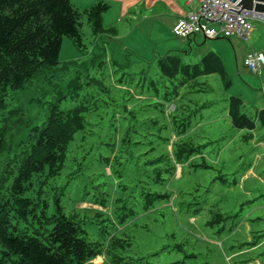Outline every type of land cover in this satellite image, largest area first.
<instances>
[{"label":"rangeland","instance_id":"obj_1","mask_svg":"<svg viewBox=\"0 0 264 264\" xmlns=\"http://www.w3.org/2000/svg\"><path fill=\"white\" fill-rule=\"evenodd\" d=\"M70 1L82 14L85 46L65 37L59 65L0 107V127H10L15 141L27 133L17 119L41 126L54 107L85 108L86 129L60 175L24 195L38 204L43 224L31 218L35 225L20 223L21 231L46 235L63 215L103 251L94 264H264V68L260 77L245 66L249 51H264V20H251L247 41L182 39L173 25L188 0ZM101 2L109 8L96 34L84 11ZM209 53L222 58L230 87L218 74L182 86L180 76L171 81L158 70L167 54L196 65ZM232 97L242 99L254 130L232 125ZM6 161L1 155V173ZM11 182L0 187L4 196Z\"/></svg>","mask_w":264,"mask_h":264},{"label":"trees","instance_id":"obj_2","mask_svg":"<svg viewBox=\"0 0 264 264\" xmlns=\"http://www.w3.org/2000/svg\"><path fill=\"white\" fill-rule=\"evenodd\" d=\"M108 8L109 5L101 2L84 11L96 34L103 30V13ZM81 17L80 10L70 0H0V107L5 106L10 93L24 91L33 78L59 65L65 37L71 38L79 48L85 46ZM157 65L168 80L180 76L182 86L209 74L220 75L226 87L231 86L224 62L215 53H209L196 65H183L179 56L167 54L158 59ZM72 86L74 90L80 89L79 80H74ZM242 106V99L231 98V123L239 130H254L255 121L242 113ZM84 111V107L64 112L54 107L41 126L31 125L24 118L17 119V124L27 128L25 137L18 141L10 127H0V156L7 158L3 172L0 171V187L12 178L7 194L0 192V264H94L97 257L103 256L98 245L89 244L80 236L83 231L78 224L63 215L54 216L55 225L46 235L37 228L30 235L19 227L23 222L34 226L31 218L43 224L37 215L38 204L24 195L34 182L46 185L48 180L60 175L71 143L86 129ZM260 118L264 122V110ZM169 144L167 139L166 146ZM167 153L166 159L170 160ZM176 158L182 161L180 150ZM59 210H62L60 206ZM43 217L52 223L45 214ZM12 218L17 220L16 224Z\"/></svg>","mask_w":264,"mask_h":264},{"label":"built area","instance_id":"obj_3","mask_svg":"<svg viewBox=\"0 0 264 264\" xmlns=\"http://www.w3.org/2000/svg\"><path fill=\"white\" fill-rule=\"evenodd\" d=\"M193 0H189L191 5ZM197 8L188 11L173 27V33L179 38L187 39L197 34H203L207 39L241 38L247 41L252 33L251 20L260 19L253 11L241 10L235 3L228 0H198ZM218 25L219 30L210 27ZM246 68L261 75L264 68V52L251 50L245 59Z\"/></svg>","mask_w":264,"mask_h":264},{"label":"water","instance_id":"obj_4","mask_svg":"<svg viewBox=\"0 0 264 264\" xmlns=\"http://www.w3.org/2000/svg\"><path fill=\"white\" fill-rule=\"evenodd\" d=\"M237 3L242 10L253 11L257 16L264 18V0H229Z\"/></svg>","mask_w":264,"mask_h":264},{"label":"clouds","instance_id":"obj_5","mask_svg":"<svg viewBox=\"0 0 264 264\" xmlns=\"http://www.w3.org/2000/svg\"><path fill=\"white\" fill-rule=\"evenodd\" d=\"M197 1H198V0H197ZM228 1H229V0H228ZM195 2H196V0H193L192 4L189 5V6H191V9L195 8V7H194ZM230 2H231V1H230ZM188 3H189V0H188ZM232 3H233V2H232ZM198 4H199V2H198ZM239 8H240V7H239ZM191 9H190V10H191ZM240 9H241V8H240ZM241 10H242V9H241ZM187 13H188V11H187ZM187 13H186V14H187ZM185 16H186V15H185ZM185 16H184V17H185ZM178 20H179V19H178ZM178 20H177V21H178ZM175 24H176V23H175ZM175 24H174V25H175ZM173 27H174V26H173ZM194 37H196V35H195ZM233 38H235V37H233ZM236 38H237V37H236ZM205 39L207 40V38H205ZM259 51H261V50H259ZM262 52H263V51H262Z\"/></svg>","mask_w":264,"mask_h":264},{"label":"crops","instance_id":"obj_6","mask_svg":"<svg viewBox=\"0 0 264 264\" xmlns=\"http://www.w3.org/2000/svg\"><path fill=\"white\" fill-rule=\"evenodd\" d=\"M196 2H197V0H196ZM195 2V3H196ZM198 3V2H197ZM185 6H187L188 7V10L187 11H189L190 9H191V6H189V4H188V1H186V4H185ZM187 11L185 12V15H186V13H187ZM184 15V16H185ZM177 21H174V24L176 23ZM174 26V25H173ZM261 51H263V50H261ZM264 52V51H263ZM261 77V76H260Z\"/></svg>","mask_w":264,"mask_h":264},{"label":"bare ground","instance_id":"obj_7","mask_svg":"<svg viewBox=\"0 0 264 264\" xmlns=\"http://www.w3.org/2000/svg\"><path fill=\"white\" fill-rule=\"evenodd\" d=\"M237 6H238V4L237 3H235ZM238 7H240V6H238Z\"/></svg>","mask_w":264,"mask_h":264}]
</instances>
